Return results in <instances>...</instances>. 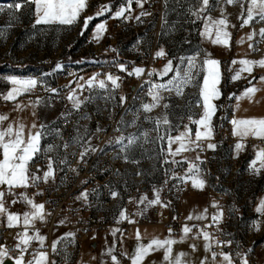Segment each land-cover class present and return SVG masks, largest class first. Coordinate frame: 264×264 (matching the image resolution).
<instances>
[{
    "label": "snow or ice",
    "instance_id": "1",
    "mask_svg": "<svg viewBox=\"0 0 264 264\" xmlns=\"http://www.w3.org/2000/svg\"><path fill=\"white\" fill-rule=\"evenodd\" d=\"M28 3H31L35 6L36 20L35 24H60V25H72L77 21L80 14L87 7V0H27ZM135 3L140 9L139 15L132 17V4ZM147 3V0H126L125 4L119 7L117 11L113 14V19H135L137 22H141V17L151 15L150 12L144 11V4ZM196 5L190 6L188 12L195 17L196 19H203L204 30L200 33L202 36L211 38L213 31L215 38L211 40L213 44L223 45L225 47H230L231 33L228 31L229 27H235L231 24L229 20V14L226 12V6H236L239 5L241 11L237 19L241 20L240 27H246L255 23L264 22V0H196ZM219 7L220 17L213 18L210 15H206L214 7ZM16 9L21 8L20 4H15ZM3 11V9H0ZM111 11L110 5L100 6V10L95 14V16L103 15L105 12ZM95 16L86 17L84 19L85 28L88 24L95 18ZM106 30L105 23H100L96 26L94 38L99 41L102 33ZM260 37V41H264V27H261L259 31L253 30L247 35V40L250 41L249 49L251 51H258L259 49L255 47L256 36ZM0 38H3V33H0ZM245 38L242 37L239 43H244ZM115 51V49H112ZM166 55L163 49H160L155 53L154 58H162ZM186 61V66L184 65ZM221 62L210 57L209 54H205L204 59L198 63L197 57H188L181 58V65L173 66L171 60L164 66L162 72L159 73L161 79L168 76L169 73H173L171 78L166 82L162 83H152L145 81L146 84H149L147 95L151 98L150 102L142 103L140 109L137 110V113L142 111L143 113H151L154 109L158 107H163L165 112L162 116L156 117L154 119L155 130L158 135L156 139L164 141L167 139L168 143V154L175 157L184 152L195 151L197 149L200 152L205 150H215L217 145L210 142L213 138V118L217 111V105L214 103L215 100L219 99L221 92L218 88V85L221 81V71H220ZM231 64L233 66L239 64L238 69L230 68V71L234 70V74L231 76L233 82L242 78L243 73H247L248 76H252L253 70L256 67L264 69V57L258 60L242 58L239 60H232ZM119 70L122 72H127L129 76L135 75L139 78L145 73V69L140 67H134L131 72L127 71V68L123 64L118 65ZM62 65L57 63L53 71L60 70ZM203 72V82L198 85L199 89V99L196 101V106L202 108V113L198 119H194L191 115L188 116L190 123L195 124V139H192V129L188 125H184V131L179 135L173 137L168 134V129L171 127V121L169 119L168 109L172 108L171 103H163L170 96L175 95L177 98L185 97V89L195 85V78L200 73ZM154 72H149L148 75H154ZM99 74L91 77L86 81V86L88 89H93L98 87L101 90L108 92V95L102 97L106 103L111 102L115 99V91L120 88V77L113 76L112 74H107L105 79H98ZM246 78V77H245ZM253 80H257L256 77L248 80L249 87H246L241 95L235 96L234 98L239 102L241 99H248L250 102L253 100L254 95L259 92L261 89L256 87L253 83ZM7 82L12 85L10 90L6 94H0L5 102H15L19 97L24 94L31 93L34 89L37 88V85L40 83L37 79L28 78L20 79L14 76L7 78ZM259 83H264V76L258 78ZM71 84V82H70ZM110 85V88H109ZM85 84H77L75 89H71L67 99L72 104V108L76 111H79L83 105L88 102H91L95 98L99 97H84L83 99L77 94L78 90H83ZM143 89V85H141ZM53 93H56L58 90L54 88L47 89ZM168 93L169 97H166L164 94ZM233 97H230V99ZM137 98L134 97L135 101ZM127 102L126 96H120L119 103L121 106ZM41 103V100H37L32 104L33 107L38 106ZM15 107L19 110H23V105L16 103ZM34 114V113H33ZM70 112L61 113V118L67 120L70 116ZM81 119H91V116L88 114H82ZM137 114L135 118L131 121V125H135L139 119ZM145 119L152 121L153 118L150 116H145ZM8 120V116L0 114V125L4 121ZM121 124H124L123 118L120 121ZM230 123L233 125L232 134L238 136L241 140L247 137H253L256 139L264 140V118H244L238 119L233 118ZM167 126L165 128V134L159 135L161 126ZM129 126V125H125ZM32 129H36L34 132ZM54 131L56 136L60 135L59 128L49 130V125L40 124L39 127L34 123L32 128L28 130L27 135L25 136V126L23 123L16 122L15 124H8L6 128L0 127V186H4L5 190H0V218L6 219V227L14 228L20 227L23 225V231L17 233L16 244L14 248H9L7 245H0V264H5V260H12L14 264H49L48 252L40 250L44 248L46 237L40 234L38 229H35V223L37 220L45 222V217L49 215L45 211L44 204L34 203L33 199L29 197L26 192H22L18 195L17 198L13 199L11 202L13 204L17 202H25L27 205L31 206L30 211H25L23 214L12 213L5 206V196L13 195L16 196L14 190L16 188H30V187H39L40 183H48L49 180L55 181L56 174L58 171H62L61 166H67L69 171L78 172V168L71 167L70 162L66 156L61 157L59 154L56 155H47L48 153H53L57 151L58 146L48 145L47 147H42V140L45 139L47 135H50ZM105 131L99 125L96 128V133ZM117 131H120L118 128ZM141 135L145 138V143L148 142V133L144 132ZM92 137L88 135V129L85 127L83 134H79L72 143L79 145L81 151L77 159V164L85 163V157L96 152H103V149H97L91 144ZM139 136L130 134L125 136L123 134L119 135L115 144L119 145L120 151L125 153L124 159L125 162L139 163L136 160H130L127 153L133 148V146H139ZM207 141L206 148L204 147V142ZM111 144L112 141H109ZM178 144V147L173 151L172 145ZM70 144L65 142L63 148L68 149ZM237 152L243 150L244 144L238 142L235 145ZM47 157L46 170L43 168H37L35 172L31 170V165L37 160L41 155ZM75 155V153H72ZM119 158V157H117ZM173 164L177 163H187L188 168L182 176H173L171 179H177L181 183L191 182L193 189L203 191L206 187L207 181L204 179V172L200 167L205 161L198 154L195 158V161H188L185 158L183 161H171ZM259 162L260 167L256 168V163ZM165 163H168L166 160ZM250 168L259 174L261 169H264V149H259L255 153V158L251 162ZM42 173V175L40 174ZM117 174H119L117 172ZM141 172H137V175H141ZM82 184H87L88 180H82ZM168 181H165L167 184ZM107 187V185H105ZM100 187L97 186L91 190L85 189L81 191L77 196L76 200L81 201L85 205L91 204L90 197L99 194ZM161 189H154V198L149 200L147 196H142L137 203V207L140 208L141 205L144 207L137 213V215L143 216L144 212L151 207L160 205L161 207H169L170 202L165 203L161 200L160 197ZM42 193L37 192L34 195H40ZM110 195L112 198H116L119 193L116 191H111ZM213 208H216L217 211L211 216V223L204 226V228H198L195 235L192 237L203 238L204 241V251L206 253H211V258L213 264L219 256L221 258L222 264H233V255L232 253L220 251L219 253L213 251L214 247H228L233 241L227 240L223 241L219 239L217 235L211 233L205 229L210 227H216V230L221 235H224L222 229L219 227L223 221L224 213L223 209L220 208L217 202H213L211 205ZM257 213L264 214V199H262L259 205L256 208ZM120 220H127L129 223H134L135 221L130 220L126 214V209L121 210ZM177 219V217H173ZM207 219V208L199 215L189 214L186 217V220H205ZM65 221L61 220L59 223L63 224ZM119 222V221H118ZM196 226H188L185 224L182 227V235L179 240L172 238V228L169 227V235L165 239L161 240L159 238H153L147 244L142 242L141 234L139 230L136 232V246L131 255L127 253H122L125 258L130 260V264H143L145 258L151 255L154 252L163 250V259L162 264H191L190 261L185 259L187 256L186 253L180 252L173 256V246L177 243H182L189 238V235L193 233V228ZM260 224L259 222H254V229L259 231ZM119 229L113 231V235ZM32 232V234H29ZM74 233H66L64 236L53 241L51 245L52 252L57 251V245L64 239L68 237H74ZM95 237H93L94 239ZM33 241L39 243L40 248L29 252L31 244ZM190 248L193 251H196V245H190ZM16 251L18 255L12 257L10 253ZM253 251L252 248L247 249V252L240 253L236 252L235 255L240 257V264H249L247 256ZM114 247H110L107 251V255L110 256L112 264H121L120 260L116 255L113 254ZM26 254L31 256V259H26ZM55 264V262H52ZM201 264H207V258L201 260Z\"/></svg>",
    "mask_w": 264,
    "mask_h": 264
},
{
    "label": "built area",
    "instance_id": "2",
    "mask_svg": "<svg viewBox=\"0 0 264 264\" xmlns=\"http://www.w3.org/2000/svg\"><path fill=\"white\" fill-rule=\"evenodd\" d=\"M144 9L147 12L161 13L163 4L161 0H147L144 4ZM260 45V44H259ZM258 48V45H257ZM258 51H261L258 48ZM137 57L142 61V68L145 73L137 78L135 75L129 76L127 72H122L116 62L103 60L84 54L73 61L64 64V69L58 72L56 79L58 84L54 87L58 91L53 93L48 91L49 85L46 82L40 81L37 88L31 93L24 95L26 101L32 104L39 98L41 103L39 105H48L50 107L57 106V110L52 120L46 123L49 125V130L59 128L60 135L56 136L52 131L42 140V147L48 145L58 146L57 151L48 153L47 155L59 154L61 157L66 156L70 162L71 167L78 168V172L69 171L67 166H61L62 171H58L55 181L49 180L48 183H40L39 187H30L35 193L42 194L35 195L37 202L45 205V211L49 213L45 217V222L39 220L35 223V229L40 231V234L46 237L43 251L48 252L49 264H76L80 256V249L83 244H106L113 237L117 240H126L132 227L136 225H146L157 221L158 217L161 218V223L164 228L169 232V227L172 228V237L181 235L182 225V212L175 207L170 201L169 207H164V210L159 214L158 208H148L143 216L137 213L143 208L137 207V196L146 192L152 186L157 185V180H164V187L168 196L169 190L165 181L168 180L171 169L174 164L171 162L177 160L176 156L173 157L168 154L167 139L160 141L156 139L158 133L155 130L154 119L162 116L165 109L161 106L153 110L151 113H143L137 110L140 109L142 103L150 102L151 98L147 95L149 84L145 81L152 83L166 82V79H158L154 69V55L151 49H146L142 42L137 43ZM63 53L60 50L51 52L50 58L45 60L46 65L50 62L62 60ZM127 71L131 72L133 65L131 63H123ZM93 71H98L102 74V79H105L107 74L120 77V88L114 93L115 99L106 103L102 97L108 95V92L101 90L98 87L88 89L86 84L85 88L81 91L78 90V95L81 99L84 97L92 96L99 97L93 99L91 102L86 103L79 111L72 108V104L67 99L71 89L76 88V81ZM149 72L155 74L149 76ZM71 82V84H70ZM143 85V89H141ZM110 88V85H109ZM190 87L185 89V97L177 98L175 95L169 97L168 93L164 95L169 97L163 103H171L172 108L168 109L171 127L168 129V134L174 136L180 130H185L184 125H188L192 129V139H195V124L190 123L188 116L191 113V107L188 105L186 111L182 110L181 114L174 119L173 113L175 104H183L186 97H188ZM120 96H126L127 102L123 106L119 103ZM137 99L134 101L133 98ZM70 112L67 120L61 118V113ZM82 114H88L91 119H81ZM139 115L135 125H131V121L136 115ZM153 118L152 121L145 119V116ZM221 120L215 127V135L213 141L220 143L223 138H230V121L233 115L228 110H223L220 113ZM123 118L124 124L120 121ZM105 129V131L96 133L97 126ZM129 125V126H125ZM85 127L88 129V135L92 137L91 144L97 149H103V152L92 153L85 157V163L77 164V159L81 148L79 145L73 144L72 141L77 138L79 134H83ZM161 126L159 135L165 134V128ZM120 131H117V129ZM148 133V142L145 143V138L141 133ZM128 136L134 134L139 136V146L133 148L127 153L130 160L139 161V163L125 162V153L120 151L119 145L115 144V140L119 135ZM109 141H112L110 144ZM68 142L70 144L68 149L63 148V144ZM253 147L264 149V140H251ZM207 141L204 142L206 148ZM173 149V148H172ZM174 151V149H173ZM75 153V155H72ZM186 155L195 157L199 154L205 161L202 164L206 178L209 181H216L218 187L211 191L210 197L217 198L221 202L225 200L227 188V179L220 178V171L224 170L225 162L228 165L229 173L236 172L238 161L232 154H227L226 160H222L220 151L216 147L213 150H205L200 152L199 149L195 151L185 152ZM119 157V158H117ZM168 163H165V161ZM47 157L41 154L37 160L31 165L33 172L36 169L43 168L46 170ZM117 172L119 174H117ZM141 172V175H137ZM42 175V173H40ZM88 180L87 184H82V180ZM184 187L187 183H183ZM107 185V187H105ZM100 187L99 194L90 197L91 204L85 205L81 201H77L76 196L83 190H91ZM111 191H116L119 195L112 198ZM214 201L209 202L207 219L202 223L200 228L211 223V216L217 211L211 205ZM223 209L224 217L220 224L224 235L217 232L216 227H210L205 230L214 233L223 241H234L236 229L232 225V218L227 212L225 207ZM126 209V214L130 220L135 221L129 223L127 220H120V211ZM177 217V219H173ZM65 221L63 224L59 222ZM119 221V222H118ZM261 221L257 216L253 221ZM119 229L115 235L113 231ZM18 229L8 228L5 226L0 227V245H7L8 247H15L17 242L16 236ZM253 229L249 228L246 232L251 234ZM74 233V237H68L62 240L57 245V251L52 252L51 245L53 241L64 236L66 233ZM29 234H32L30 232ZM93 237H95L93 239ZM227 247H214L213 251L219 253ZM36 250L33 246L30 247L29 252ZM12 257L18 255L16 251L10 253ZM220 257L217 256L216 259ZM26 259H31V256L26 254ZM118 259L122 264H126L127 260L118 255ZM13 262V261H12Z\"/></svg>",
    "mask_w": 264,
    "mask_h": 264
},
{
    "label": "crops",
    "instance_id": "3",
    "mask_svg": "<svg viewBox=\"0 0 264 264\" xmlns=\"http://www.w3.org/2000/svg\"><path fill=\"white\" fill-rule=\"evenodd\" d=\"M125 2L126 0H87L86 9L80 14L77 21L72 25H36L35 6L32 4V27L38 29H63L72 26L81 31L82 27L84 26V19L86 17L95 16V14L100 10V6L110 5L111 11L105 12L100 16H95V18L86 27L85 35L83 37V43L75 47L73 46L69 56H65V53H63L61 61L50 62L47 65L45 63L35 71H19L16 73L10 71V67L8 64H0V94H6V92L12 87V85L7 82V78L10 76H14L20 79L34 78L38 81L46 82L50 88H54L56 84H58L56 75L59 71L64 69V64L69 61H73L80 56H83L84 53L90 54L91 56L97 58H101L103 60L106 59L109 61H114L117 64L128 62L133 65V68H142L143 63L137 57L138 42H142L146 49H151L153 51L154 57L155 53L160 49H163L166 53V55L162 58H154L153 69L155 73L157 69L163 70L164 66L168 63L169 60L173 62V66L175 67V60L178 58V54H184L179 58H182L183 56V58L195 56L197 57L198 61L201 62L204 59L205 54L207 53L211 58L221 62V81L218 85L221 96L219 99L215 100V104L218 106V114L215 121L213 122L214 127H216L217 125L215 123L218 120H221L220 113L221 111H223L224 106L220 103L223 101L227 102L225 103V107H227V110L233 115V113L231 112L232 100L238 93H242L246 87L250 86L247 83L248 80L252 79V77H256L257 80H253V83L259 89H263L262 85H257L259 76L264 74V69H261L259 67L254 68L252 76H248L247 73H243L241 79L235 82L231 80V76L234 74V70L240 67L239 64L233 66L231 64L232 60H239L242 58L258 60L262 58L255 57V54H257L259 51H251L249 49L248 45L251 42L247 40V35L253 30H256L258 32L261 27H264V23L259 24L254 22L250 26L241 28V20L237 19L241 11L239 5L226 6V12L229 14V20L231 24L235 25V27H229L228 31L231 33V39L229 41L230 47H225L223 45H217L211 42V40L215 38L214 31L211 38L202 36L200 34L204 30L203 19H196L188 12V8L190 6H198L196 5V0H161L163 4L161 13L150 12L151 15L141 17V22H137L134 18L130 20H125L122 18L113 19L112 16L115 11H117L120 6L125 4ZM131 7V16L135 17L139 15L141 9L135 3H133ZM143 10L145 11L144 7ZM206 15H210L211 17L218 19L220 17L219 7H214L212 10L206 13ZM100 23H105L106 30L102 33L99 41H97L94 38V35L96 26ZM242 37L245 38V42L241 44L239 43V41ZM255 40L260 41V37L257 35L255 37ZM257 45L258 43L255 44V47H257ZM112 49H115V51H113ZM197 53L199 55H196ZM57 63H60L62 65V68L60 70L53 71ZM230 68L234 70L230 71ZM96 74H99L98 79H102L101 73H99L98 71H93L80 77L75 83L76 87L77 84H86L85 82ZM172 75L173 73H169L168 76L163 77V80ZM198 75L199 85L203 82V72H200ZM158 79H161V77H158ZM24 95L19 97L15 102H5L2 98H0V114L8 116V120L4 121L3 124L0 125V127L6 128L8 124H15L16 122L23 123L25 126L26 136L28 130L32 128V125L34 123L37 125V127H39L40 124H46L51 121L53 116L55 115L57 106L50 107L48 105H38L36 107H33L31 102L25 100ZM230 97L233 98L230 99ZM16 103L23 105V110L17 109L15 107ZM201 113L202 108L198 107V116L196 119L199 118ZM232 127L233 125H231V128L229 130V139L223 138L220 143H215L213 140H211L210 142L217 145L222 160H226L225 158L227 154H232L238 161L239 165H245L242 169H239V166H237L236 175L238 176V179L242 178L243 181L245 180L247 182V184L245 185V190L246 192H248V194L253 195V201L248 202V204L246 205L242 201V198L239 200L237 199L234 202H229L230 205L237 207V212L242 216L243 212H247L250 207V211L255 212V214H257V216L260 217V220L264 223V214L256 212V208L259 205L260 201L264 199V170L261 169L259 174H257L250 168L251 162L255 158L256 151L262 149L253 147L250 141L261 139H234L232 136ZM35 130L36 129H32L33 132ZM238 142L244 144L243 150L239 152H237L235 148V145ZM172 148L174 150L176 149V147L173 145ZM188 157L191 156L186 155L184 152L176 156V161H183ZM0 158H2V156H0ZM180 164L184 165L185 163L181 162ZM225 167L226 168L224 170L220 171V178H225L228 180L230 175L227 162H225ZM255 167H260L259 162L256 163ZM204 179L207 181V183L203 191L193 189L191 186V182H187L189 183V185L185 187L184 193L181 194L175 204V207L178 208L183 214L181 235L182 227L185 224L190 227L195 225L196 227L193 228V233L189 235V238L187 240L182 243H177L173 246V256L180 252H184L187 254L185 259L190 261L191 264H201V260L204 258H207V264H213L211 253H206L204 251L203 238H192L197 232V229L200 228V226L206 219L190 221L186 220V217H188L190 213L193 215H199L206 208L208 216V206L210 200L217 202L219 206L222 204L221 200L217 199L216 197H210V195L212 194L211 191L218 187L217 182L209 181L206 178ZM235 188L239 190L238 186H236ZM232 189H234V186L233 188H230L231 191ZM0 190H5V187L0 186ZM14 192L16 193V196L6 195L4 198L6 208L12 213L23 214L25 211L31 210V206L27 205L25 202L21 201L15 204L11 202L22 192H26V194L33 199L34 203L41 204L36 201L34 197L35 192L32 191L31 188H16ZM156 207L159 210V214L164 210V207H161L160 205H157ZM246 220L239 224V231L234 238L233 243L225 250H222L224 252L232 253L233 264H240V257H237L235 255L236 252L244 253L247 252V249H249L245 246L247 244L248 235H246L245 237V231L243 227L247 225V222H245ZM2 226L6 227L5 218H0V227ZM14 228L18 229V233L23 231L22 224L20 227ZM137 230H139L142 242L144 244H147L153 238H159L163 240L169 235V232L162 225L161 218L159 216L157 221L151 224L136 225L132 227L126 240H117L116 237H113L106 244H83L81 246L80 256L76 264H112L110 256L106 254L110 247H114L113 254L117 257L118 255H121L125 258L122 253L131 255L137 243ZM239 233L244 236L243 241H241ZM258 235L259 234H256L255 239H257ZM180 236L172 238L179 240ZM193 244L196 245V251H193L190 248V245ZM31 246H33L35 249L40 248L39 243L36 241H33ZM250 248H252L253 251L247 256L249 264H264V237L259 239L257 242L253 240L252 246ZM125 259L127 260L126 264H130V260L127 258ZM162 259L163 250L154 252L151 255L147 256L143 261V264H162ZM216 261L220 264L221 258L216 259Z\"/></svg>",
    "mask_w": 264,
    "mask_h": 264
},
{
    "label": "rangeland",
    "instance_id": "4",
    "mask_svg": "<svg viewBox=\"0 0 264 264\" xmlns=\"http://www.w3.org/2000/svg\"><path fill=\"white\" fill-rule=\"evenodd\" d=\"M15 4H20L21 8L16 9L14 7ZM0 9H3V11H0V33H3V38H0V64H8L11 72L16 73L19 71H35L37 68H40V66L45 64V59L47 60L50 58L51 52L55 50H60L62 53H65V56H69L73 46L75 47L83 43V37L86 31L85 26L82 27L81 31L72 26L63 29H38L32 27V4L28 3L27 0H0ZM258 48H260L261 51L255 54V56H258V58L264 57V41H260L258 43ZM182 55L184 54L177 55L178 58L175 60V66L181 65V58L179 57ZM196 55L199 54L197 53ZM199 62L200 61H198V63ZM185 66L186 61L184 65H181V67ZM160 72H162V69L156 70L158 77H160ZM198 76L199 75H197L195 78V85L190 87L189 95L185 98L183 104H175V109L173 113L174 119H176L181 114L182 110L186 111L188 105L191 107L190 115L194 119L197 118L198 107L196 109L195 105L196 101L199 99ZM261 76H264V74L260 75L259 77ZM257 85H262L263 89L254 95L253 100L251 102L246 98L241 99L239 102L235 98H233L231 112L233 113V116L235 118H264V83L258 82ZM241 94L242 93H238L236 96H239ZM225 103L227 102L223 101L220 103L224 106V108H226H223V110H227V107H225ZM217 114L218 112L216 111V114L213 118V122L215 121ZM218 122L219 120L215 124H218ZM196 127L197 126L195 125V128ZM183 131L184 130H180L173 137L179 135ZM213 133L215 135L214 125ZM232 136L234 139L241 140V138L238 136H234L233 134ZM251 138L253 137H247L243 140H248ZM173 146L178 147V144H173ZM187 160L195 161V158L188 157ZM238 166L239 169H242L245 165L238 164ZM200 167L203 170L202 165ZM187 168V163H185L184 165L180 163L174 164V167L171 169V173L169 174V178L167 180V188L169 190L168 196L165 192L166 188L164 187V183L162 182L164 180L158 179L157 185L155 187L152 186L146 192L137 196V199L139 200L140 197L147 196V198L151 200L154 198V189H161V200L165 203L172 201V203L175 205L178 198L181 196L182 193H184L185 187H187L189 183H187V186L184 187L183 183H181L177 179H171V177H173L174 175H184ZM229 175L230 176L227 180L229 188H227L225 200L224 202L222 201V204L220 206L225 207V209L232 218V225L233 227L235 226L237 230L234 235L235 237L239 231V224L244 222V220L246 219L248 220L245 221L247 222V225L243 227L245 231V237L246 235H248L247 244L245 246L250 248L252 246L253 240L257 242L259 239L264 237V223L262 221H258L260 224V228L259 231H256L252 223L256 219L257 214H255V212L250 211L251 209L249 207L247 212H243L242 216L240 215V213L237 212V207L230 205V202H234L237 199L239 200L241 198L244 204L246 205L248 204V202L253 201V195L248 194V192H246L245 185L247 184V182L245 180L243 181L242 178L238 179L236 172L229 173ZM204 178H206L205 173ZM235 185L238 186L239 190L235 188ZM233 186L234 189H232L231 191L230 188H233ZM249 228L253 229V233L247 234L246 231ZM256 234H259L257 239H255ZM239 236L241 241H243L244 236L240 233ZM215 264L219 263L215 260ZM220 264H222V261L220 262Z\"/></svg>",
    "mask_w": 264,
    "mask_h": 264
},
{
    "label": "water",
    "instance_id": "5",
    "mask_svg": "<svg viewBox=\"0 0 264 264\" xmlns=\"http://www.w3.org/2000/svg\"><path fill=\"white\" fill-rule=\"evenodd\" d=\"M9 248H12V247L10 246ZM5 264H13V262H12V260H5Z\"/></svg>",
    "mask_w": 264,
    "mask_h": 264
},
{
    "label": "bare ground",
    "instance_id": "6",
    "mask_svg": "<svg viewBox=\"0 0 264 264\" xmlns=\"http://www.w3.org/2000/svg\"><path fill=\"white\" fill-rule=\"evenodd\" d=\"M255 57H257L258 58V56H255ZM195 107H196V109H197V106L195 105Z\"/></svg>",
    "mask_w": 264,
    "mask_h": 264
}]
</instances>
